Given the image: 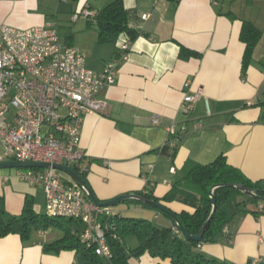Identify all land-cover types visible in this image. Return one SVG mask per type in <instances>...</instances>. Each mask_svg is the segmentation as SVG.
<instances>
[{
	"label": "crops",
	"instance_id": "obj_1",
	"mask_svg": "<svg viewBox=\"0 0 264 264\" xmlns=\"http://www.w3.org/2000/svg\"><path fill=\"white\" fill-rule=\"evenodd\" d=\"M111 1L0 0V24L18 28L57 24L63 40L70 39L94 72H102L117 59L115 83L98 94L107 102L105 109L86 115L81 126L87 179L97 198L106 201L147 188L163 198L177 184L183 192L162 203L175 213H192L201 195L185 181L184 168L220 155L264 188V0H123L125 8L134 12L130 26L137 31L128 59L121 58L119 37L99 42L96 22L84 12L96 13ZM244 20L261 30L246 68V44L240 38ZM182 47L196 54L182 57ZM198 89L200 99L184 114L185 93ZM155 116L161 125L153 124ZM173 121L186 122L189 128L176 141L166 130ZM0 196L12 214L21 213L27 197L33 199L37 212L47 213L42 185L23 180L18 168L0 169ZM246 200L243 195L236 199L241 207ZM260 205L264 200L248 203L247 211L238 213L216 241L198 249L233 264H264ZM112 208L124 216L173 227L181 235L173 221L156 209L125 202ZM63 235L50 227L34 230L27 241L19 234L2 237L0 264H85L74 250L45 251V244ZM125 243L134 248L138 240L131 236ZM129 262L172 264L148 253Z\"/></svg>",
	"mask_w": 264,
	"mask_h": 264
},
{
	"label": "built area",
	"instance_id": "obj_2",
	"mask_svg": "<svg viewBox=\"0 0 264 264\" xmlns=\"http://www.w3.org/2000/svg\"><path fill=\"white\" fill-rule=\"evenodd\" d=\"M119 39L121 58L128 59L132 38L123 32ZM116 64L114 59L102 72H94L52 22L30 28L0 24V162L63 163L88 173L87 155L80 145L81 126L86 115L105 109L107 102L98 94L105 85L115 83ZM201 95V89L186 92L182 112L190 113ZM152 122L162 124L158 116ZM166 130L169 139L176 141L189 128L186 122L173 121ZM19 176L42 185L48 214L81 219L82 242L94 246L98 255L112 256L100 220L104 214L117 213L112 206H97L54 167L19 169ZM258 210L262 212L264 206Z\"/></svg>",
	"mask_w": 264,
	"mask_h": 264
},
{
	"label": "trees",
	"instance_id": "obj_3",
	"mask_svg": "<svg viewBox=\"0 0 264 264\" xmlns=\"http://www.w3.org/2000/svg\"><path fill=\"white\" fill-rule=\"evenodd\" d=\"M133 16L134 12L125 8L123 0H112L98 12L89 15L97 24L98 40L101 43L114 42L123 32L135 39L137 31L130 26ZM260 36L261 30L252 21H243L240 38L246 44L243 56L244 68L250 64ZM66 40L68 44L72 45L70 39L66 38ZM193 54L196 53L185 47L181 48L180 55L182 57ZM19 169L25 170V168ZM80 174L89 185L87 173ZM64 177L68 182H75L66 173H64ZM184 179L188 185L195 187L201 195L200 205L194 212L176 213L190 234H197L211 213L212 200L208 191L214 184L241 183L255 190L258 195L264 196V188L259 184V181H253L246 177L239 168L230 164L224 155H220L206 164L188 163L184 168ZM181 192L183 190L175 184L163 198L154 196L149 188L138 193L159 202H169ZM215 195L218 208L201 241L186 238L169 215L158 209L156 210L173 221L174 227L181 235L175 233L173 227L162 226L145 218L128 217L119 212L114 215L104 214L100 220L105 229L107 243L112 251V256L105 258L96 254L94 246H87L86 243L82 242L80 233L84 229V224L81 219L39 213L30 197L26 198L21 213L12 214L7 211L3 196H0V238L9 234H19L23 241H27L36 229L46 230L50 227H56L62 230L64 235L54 242L45 244V251L58 254L63 250H74L83 256L85 264H130L129 259L131 257H139L144 253L161 259H169L172 264H233L226 260L206 256L198 249V246L205 242L216 241L222 235L224 227L238 213L247 211L245 207L248 203L261 200L246 195L235 187H219L216 189ZM241 195L247 197L243 207L240 206L241 203L236 201L237 197ZM125 203L139 204L146 208L155 209L135 199L127 200ZM254 213L257 214V212ZM131 236L138 240V245L134 248H128L125 243V240Z\"/></svg>",
	"mask_w": 264,
	"mask_h": 264
},
{
	"label": "water",
	"instance_id": "obj_4",
	"mask_svg": "<svg viewBox=\"0 0 264 264\" xmlns=\"http://www.w3.org/2000/svg\"><path fill=\"white\" fill-rule=\"evenodd\" d=\"M47 167H54L66 173L68 176H70L77 183V185L80 186L85 191L88 198L99 207L104 208V207L115 206L116 204L126 202L127 200L135 199L143 203H146L150 205L151 207L158 209L159 211L163 213H166L177 224V226L183 232L185 237L188 239L194 240V241L202 240L204 232L210 226L212 220L215 217V214L218 208L217 198L215 195V191L217 188L235 187L239 189L240 191H242L243 193H245L246 195L254 196L260 200H264V196L258 195L255 190L241 183L225 182V183L214 184L213 186H211V188L208 191V194L212 200L211 213L208 219L206 220V222L204 223V225L202 226V228L200 229V231L197 234H190L185 228V226L181 223V221L179 220V217L177 216L175 212L171 211L164 203L148 198L145 195H142L139 193H128V194L117 196L111 200H106V201L99 200L97 196L95 195L94 191L92 190V188L89 185H87V183L84 181L81 174L66 164L40 162V161L33 162V161H14V160L0 162V169L1 168H18V169L25 168L27 169V168H47Z\"/></svg>",
	"mask_w": 264,
	"mask_h": 264
},
{
	"label": "rangeland",
	"instance_id": "obj_5",
	"mask_svg": "<svg viewBox=\"0 0 264 264\" xmlns=\"http://www.w3.org/2000/svg\"><path fill=\"white\" fill-rule=\"evenodd\" d=\"M0 151H2V149L0 148ZM45 212V211H44Z\"/></svg>",
	"mask_w": 264,
	"mask_h": 264
}]
</instances>
